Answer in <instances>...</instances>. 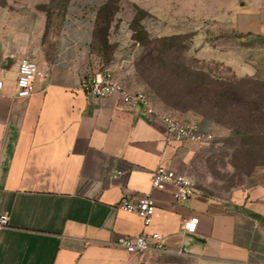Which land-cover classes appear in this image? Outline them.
<instances>
[{"label": "crops", "instance_id": "obj_1", "mask_svg": "<svg viewBox=\"0 0 264 264\" xmlns=\"http://www.w3.org/2000/svg\"><path fill=\"white\" fill-rule=\"evenodd\" d=\"M107 1L0 2V216L9 217L0 229V264H144L114 241L145 230L162 232L171 248L185 245L193 264H264V180L229 199L195 187L193 197L177 201L172 186L152 187L153 173L161 164L182 172L200 145L167 140L162 122L141 105L85 94L83 78L104 67L125 81L123 68L140 50L136 40L112 44L110 34V52L97 47ZM23 57L45 72L27 98L17 97ZM139 193L156 201L147 228L118 207ZM190 217L199 218L197 229L185 234Z\"/></svg>", "mask_w": 264, "mask_h": 264}, {"label": "rangeland", "instance_id": "obj_2", "mask_svg": "<svg viewBox=\"0 0 264 264\" xmlns=\"http://www.w3.org/2000/svg\"><path fill=\"white\" fill-rule=\"evenodd\" d=\"M107 2L115 10L110 22L112 29L109 33V26L105 34L106 40L110 34L112 44L116 40L133 44L135 29H138L133 19L138 8L145 12L141 26L150 38H167L163 61L155 59L158 56L155 50L142 61L141 57L153 45L144 49L138 42V55L126 71L123 68L125 84L133 91L144 93L160 112L178 116L190 113L209 120L196 111L207 110L205 105L199 106L196 102L199 98L196 94L204 92L199 82L177 78L182 72L173 70L170 62L203 68L227 78L257 75L264 80V0ZM103 20L101 17L98 26L104 24ZM102 37L98 27L97 47L110 52L111 45L108 41L103 44ZM105 57L104 63L108 61V56ZM215 124L213 140L196 147L182 172L201 193L229 199L236 190L249 189L264 180V137L250 141L244 133ZM148 263L193 264V261L186 255L156 254Z\"/></svg>", "mask_w": 264, "mask_h": 264}, {"label": "built area", "instance_id": "obj_3", "mask_svg": "<svg viewBox=\"0 0 264 264\" xmlns=\"http://www.w3.org/2000/svg\"><path fill=\"white\" fill-rule=\"evenodd\" d=\"M45 72L37 62L29 57H23L19 63V74L16 80L17 97L27 98L36 89L38 79L44 78ZM3 82L0 79V88ZM82 87L87 97L100 98L113 95L122 102L130 105H141L147 116L154 120L158 119L165 127L166 138L169 141L191 142L197 145L210 143L214 134L211 130L205 129L198 120L156 110L147 96L140 91L131 90L121 76L115 71L106 68L96 74H88L82 80ZM122 174L117 170L113 177L117 178ZM172 186L173 196L177 201L188 200L193 197L197 190L192 179L175 169L165 165H159L152 176L153 188H164ZM118 207L136 213L143 220L147 228L152 223L156 210V201L151 193H139L125 195L118 202ZM198 217L185 218L182 221L183 232L193 233L197 229ZM9 224V217L6 214L0 216V229ZM114 245L124 249L129 254L138 256L144 264L156 254L187 255L188 248L185 245L171 248L166 245L165 236L160 231H143L136 235H122L115 241Z\"/></svg>", "mask_w": 264, "mask_h": 264}, {"label": "trees", "instance_id": "obj_4", "mask_svg": "<svg viewBox=\"0 0 264 264\" xmlns=\"http://www.w3.org/2000/svg\"><path fill=\"white\" fill-rule=\"evenodd\" d=\"M115 10H111L110 3L107 2L99 10L97 28L102 37V43H107L106 32L110 26L111 19ZM145 12L138 8V12L133 19L137 24L134 38L144 49L150 44L153 46L141 57L143 61L152 50L158 52L155 59L163 61V54L167 44V38H150L149 34L141 26L142 18ZM104 17V24L98 26ZM172 69L181 71L182 75L177 76L181 80L191 79L199 82V96L196 102L199 106L205 105L207 110L198 111L203 117L210 121L230 127L235 133H244L250 141L254 138L264 137V80L259 76H247L244 78H227L217 76L203 68L190 66L184 63L170 62ZM263 91V92H262ZM197 107V106H196ZM204 107V106H203ZM199 109V107H197ZM193 109V108H192ZM245 113L239 114L238 111Z\"/></svg>", "mask_w": 264, "mask_h": 264}]
</instances>
